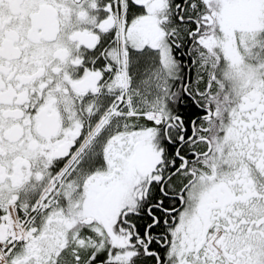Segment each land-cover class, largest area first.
<instances>
[{"label":"snow or ice","instance_id":"obj_1","mask_svg":"<svg viewBox=\"0 0 264 264\" xmlns=\"http://www.w3.org/2000/svg\"><path fill=\"white\" fill-rule=\"evenodd\" d=\"M0 264H264V0H0Z\"/></svg>","mask_w":264,"mask_h":264}]
</instances>
